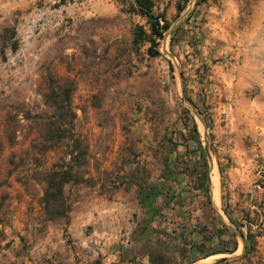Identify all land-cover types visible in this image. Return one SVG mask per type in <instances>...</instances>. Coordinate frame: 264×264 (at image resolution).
Listing matches in <instances>:
<instances>
[{
  "label": "rangeland",
  "instance_id": "374dc122",
  "mask_svg": "<svg viewBox=\"0 0 264 264\" xmlns=\"http://www.w3.org/2000/svg\"><path fill=\"white\" fill-rule=\"evenodd\" d=\"M152 2L169 24L155 46L133 0H0V264H172L165 240L176 264L206 244L223 254L195 264H264L248 107H264V0ZM55 89L69 142L52 130ZM75 138L85 163L50 218L45 173Z\"/></svg>",
  "mask_w": 264,
  "mask_h": 264
},
{
  "label": "trees",
  "instance_id": "16d2710c",
  "mask_svg": "<svg viewBox=\"0 0 264 264\" xmlns=\"http://www.w3.org/2000/svg\"><path fill=\"white\" fill-rule=\"evenodd\" d=\"M134 5L132 6L133 11H136L142 16L147 18L149 24V35L148 40L151 45L157 44V39L163 37V32L168 28L169 24L163 14H154L152 11L153 2L152 0H133ZM145 32L141 27H136L135 37L142 38ZM49 96L53 98L52 103L55 109H61L62 114L59 115L61 122L54 123L52 130L60 132V140H66L69 142L70 136L67 135L69 128H71V119L74 114L71 110V100L69 94L63 97L61 100H57L56 89L52 90ZM74 144H69V150L67 152L68 160L59 167L52 168L45 173L42 203L46 214L50 218H56L58 216L65 215L67 213L68 205L65 202L63 193L64 185L68 184L75 177V169L82 166L85 163V157L87 155V146L83 144L79 138L74 139Z\"/></svg>",
  "mask_w": 264,
  "mask_h": 264
},
{
  "label": "crops",
  "instance_id": "0c3cea01",
  "mask_svg": "<svg viewBox=\"0 0 264 264\" xmlns=\"http://www.w3.org/2000/svg\"><path fill=\"white\" fill-rule=\"evenodd\" d=\"M260 100V94H257L255 96H250L249 100H248V107L250 108L249 111L252 115H254V124L249 126L250 129H252L251 133H252V138L257 140L258 144L260 145L259 149L257 150L258 154H261V156L264 158V107L263 104H261L259 102ZM250 158V156H249ZM245 182H243L241 185L245 186L247 188L248 184H249V178L246 177L244 178ZM211 183L213 185V197L216 201H219L218 199V175H217V170L215 167L212 168V175H211ZM170 240H165L161 241L159 244L161 252H163V256H167L170 257V260L172 262V264H176V261H179V258L177 257V255L175 254V249L172 247H167L168 245H172V243L174 242V240H172V243L169 242ZM207 245V253H202L200 252L198 256H202V257H197L196 259H194L191 262H188L187 264H195L198 263L201 260L205 261H209L211 256H217L220 254H223L222 252H218V253H212L211 249L209 248L210 246L208 244ZM205 246V245H204ZM195 250L192 252L193 255H195ZM197 256V255H196ZM151 256L147 255L145 257H142L141 261L144 264H148L151 262L150 259ZM207 258V259H206ZM161 260V259H159Z\"/></svg>",
  "mask_w": 264,
  "mask_h": 264
},
{
  "label": "built area",
  "instance_id": "2783aa9c",
  "mask_svg": "<svg viewBox=\"0 0 264 264\" xmlns=\"http://www.w3.org/2000/svg\"><path fill=\"white\" fill-rule=\"evenodd\" d=\"M257 188H264V172H259L258 180L255 184Z\"/></svg>",
  "mask_w": 264,
  "mask_h": 264
},
{
  "label": "water",
  "instance_id": "95a60500",
  "mask_svg": "<svg viewBox=\"0 0 264 264\" xmlns=\"http://www.w3.org/2000/svg\"><path fill=\"white\" fill-rule=\"evenodd\" d=\"M227 258L226 257H221V258H219L217 261L218 262H221V261H225Z\"/></svg>",
  "mask_w": 264,
  "mask_h": 264
}]
</instances>
